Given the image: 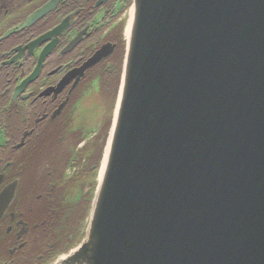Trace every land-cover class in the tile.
Masks as SVG:
<instances>
[{
	"label": "water",
	"instance_id": "1",
	"mask_svg": "<svg viewBox=\"0 0 264 264\" xmlns=\"http://www.w3.org/2000/svg\"><path fill=\"white\" fill-rule=\"evenodd\" d=\"M126 40L104 174L59 264H264V0H133Z\"/></svg>",
	"mask_w": 264,
	"mask_h": 264
},
{
	"label": "flooded vegetation",
	"instance_id": "2",
	"mask_svg": "<svg viewBox=\"0 0 264 264\" xmlns=\"http://www.w3.org/2000/svg\"><path fill=\"white\" fill-rule=\"evenodd\" d=\"M131 2L0 0V195L12 188L0 264H53L80 242L72 215L95 166L77 143V114L84 92L122 69ZM104 46L110 54L81 71Z\"/></svg>",
	"mask_w": 264,
	"mask_h": 264
},
{
	"label": "rangeland",
	"instance_id": "3",
	"mask_svg": "<svg viewBox=\"0 0 264 264\" xmlns=\"http://www.w3.org/2000/svg\"><path fill=\"white\" fill-rule=\"evenodd\" d=\"M119 80L120 78L118 77V75H116V77L113 78L112 82H108V81L105 82L106 78L102 77L101 81L103 83H106L107 87L102 86L100 87V90L98 89V87H96L97 89L95 90V93H93V91H90V94H88L86 97L83 98L82 107L80 108L78 112L81 118L80 127L87 128V132L94 131L91 133L92 134L91 138H88V139L86 138L83 141L82 139L79 140V142L82 141L81 144L83 147L85 146L84 148L86 149L88 153L87 155L89 156V158H88V161H86L87 164L89 166L97 164L98 160L100 159L101 152H102L99 165L97 166L98 168L95 171L96 175L100 171L102 158L104 155V150L103 151L101 150L103 146L102 141L105 139L107 135V131H108L107 122L110 125V122L113 117L114 106H115L114 103L117 99V98L115 99V94L117 93L116 90H117V84ZM88 188H89V191L87 192V194L89 195L90 187ZM77 196H78V193L76 192L73 199L77 198ZM86 198L85 200H82L79 197L78 201H79L80 206L82 205V209L83 208L85 209ZM88 198L89 199L87 200H90V195ZM83 202L85 204H83ZM72 205L73 204L71 203V206ZM84 209L81 211L82 214L79 212V215L77 216V218H75V215L74 216L72 215L73 221L78 220L79 222H82L84 220V215H83Z\"/></svg>",
	"mask_w": 264,
	"mask_h": 264
},
{
	"label": "bare ground",
	"instance_id": "4",
	"mask_svg": "<svg viewBox=\"0 0 264 264\" xmlns=\"http://www.w3.org/2000/svg\"><path fill=\"white\" fill-rule=\"evenodd\" d=\"M131 16H132V14H130V20H131ZM129 28H130V26H129ZM128 33H129V29H127V35H128ZM113 114H114V112H113ZM109 134L111 135L110 130H109ZM108 146H109V139L107 140V143H106L105 153H104L103 160H102V163H101L100 171L97 174V182H98V184L102 180V177H103V174H104L105 165H106V161H107Z\"/></svg>",
	"mask_w": 264,
	"mask_h": 264
}]
</instances>
